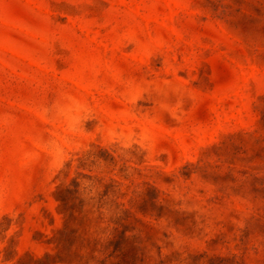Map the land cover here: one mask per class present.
<instances>
[{
    "label": "rangeland",
    "instance_id": "obj_1",
    "mask_svg": "<svg viewBox=\"0 0 264 264\" xmlns=\"http://www.w3.org/2000/svg\"><path fill=\"white\" fill-rule=\"evenodd\" d=\"M0 264H264V0H0Z\"/></svg>",
    "mask_w": 264,
    "mask_h": 264
}]
</instances>
